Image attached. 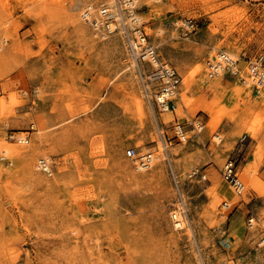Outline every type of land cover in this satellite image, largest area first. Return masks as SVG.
Masks as SVG:
<instances>
[{
    "label": "rangeland",
    "instance_id": "rangeland-1",
    "mask_svg": "<svg viewBox=\"0 0 264 264\" xmlns=\"http://www.w3.org/2000/svg\"><path fill=\"white\" fill-rule=\"evenodd\" d=\"M133 1L134 30L180 78L173 114L128 38L103 39L76 9L117 8L129 27L123 0H0V264H264V90L205 72L218 51L264 57V0ZM129 149L151 167L135 171ZM229 160L241 195L222 179Z\"/></svg>",
    "mask_w": 264,
    "mask_h": 264
},
{
    "label": "built area",
    "instance_id": "built-area-1",
    "mask_svg": "<svg viewBox=\"0 0 264 264\" xmlns=\"http://www.w3.org/2000/svg\"><path fill=\"white\" fill-rule=\"evenodd\" d=\"M130 2L131 0H128L124 3L126 4ZM117 4L120 5V0H117ZM115 14L116 12L113 11V9L105 6H101L99 9L96 11L93 10L92 12L85 8L81 13V19L83 23L88 25L94 32L110 35L120 30L125 37L131 39L127 23L123 21L122 18H119V16L118 18L114 17ZM177 24L178 22L175 23L176 26ZM177 28L182 30V35L184 37H187L188 35L196 32L198 25L192 19H185L180 22V25ZM135 33H137V35H134ZM132 34L134 38L132 43L136 44V46L140 49L139 54H134L133 52L136 60L145 65H147V62H150L149 60H151V62H157L156 66H154L155 68L147 65L149 70L146 73V82L153 85L156 89L151 98L160 112H174L175 105L173 104V95L180 84V78L175 70L168 65V63L165 64L164 61L159 58L154 47L148 44L146 35L141 30L135 29ZM146 51L148 52L146 53ZM145 58H148L149 60ZM214 58L215 60L216 58L218 59L216 63H214L211 59H208L205 63L209 79L218 78L219 72H221L222 75L226 74L244 86H248L247 84L250 83L251 88L255 91L258 89L264 90L263 56L245 59V64L243 66L240 65V60L238 58L233 61L225 51H218ZM148 98H150V96H148ZM171 128L174 138L177 141L183 143L187 140L186 133L180 124L175 123ZM126 157L131 160H136L140 166L146 164L145 167H143L144 170L149 168L148 161L146 159L142 160L134 149L127 150ZM145 157H147V155H145ZM36 170L46 176H51L52 174L51 165L44 159L38 160ZM221 175L222 179L230 186L235 195H241L244 192V184L239 178L238 168L232 160L225 163L222 168ZM189 176L192 178L197 177L200 180H206V175L200 168L193 169ZM252 222L253 218L248 220L249 226H251Z\"/></svg>",
    "mask_w": 264,
    "mask_h": 264
},
{
    "label": "bare ground",
    "instance_id": "bare-ground-1",
    "mask_svg": "<svg viewBox=\"0 0 264 264\" xmlns=\"http://www.w3.org/2000/svg\"><path fill=\"white\" fill-rule=\"evenodd\" d=\"M124 2H127L128 0H123ZM134 2L135 1H131L130 3H126L124 6L128 9V11H129V14H132V12L130 11V9L128 8V7H134ZM85 2H82V3H80L79 5H77L76 6V9L77 10H81V12L83 11L82 9L83 8H86V9H88V10H90L91 12L93 11V10H95L94 8H93V5L91 4V3H89V2H86L85 4H84ZM117 4V0H114V2H113V6H115ZM81 5H83V6H85V7H82ZM113 6H111V7H113ZM112 9V8H111ZM113 11H115L116 12V14L114 15V17H116V18H118V16H119V18H121L120 17V14L117 12V9L115 8ZM80 13V12H79ZM83 14H84V12H83ZM80 16V15H79ZM133 16V17H132ZM131 19H130V25H129V28H130V32H134V26L136 27V26H139L140 25V21H141V19L139 18V17H134V15L132 14L131 16ZM119 20V19H118ZM138 28V27H137ZM130 34V33H129ZM134 35H137V33H135ZM103 39H106L108 36L107 35H105V34H102V36H101ZM133 37H131V39H129L128 38V40H129V47H130V50L132 51V55H131V53H130V55H131V63H132V65L131 66H133V67H138L139 66V62H137L136 61V57H135V55H133V52H134V54H139V48L136 46V44H134V43H132L133 42ZM142 43H143V41H142ZM148 51H146V53H147ZM215 55L216 54H214V55H212V57L213 58H210L212 61H214V63H216L217 61H218V59L216 58V60H215ZM229 55V57L234 61L235 59H237L235 56H233L232 54H228ZM145 59H148V58H145ZM149 60V59H148ZM150 62H147V65L150 67V66H152V68H155L154 66H156V63L157 62H155V61H152L151 62V60H149ZM205 72H206V74H207V70H206V68H205ZM221 75H222V73L221 72H219V77H221ZM144 79H146L145 77H144ZM144 79H143V82H144ZM240 85H242V84H240ZM248 86H246V87H249L250 86V88H251V85H250V83H248L247 84ZM244 86V85H243ZM253 89V88H252ZM257 91H261L260 89H258ZM177 94V92L175 91V93H174V95H173V97H175V95ZM162 98V97H161ZM173 104L175 105V103L173 102ZM175 108H176V105H175ZM168 113V112H167ZM169 113H171V114H173V112H169ZM195 129H197V131H201L202 129H203V125L202 124H200V123H197V126H196V128ZM216 139H219V137H216ZM17 142L19 143V144H21V145H24V144H27L28 143V140L26 139V138H22V137H20V138H17ZM141 157V159L143 160V159H146L147 161H148V167H151L150 165H152V162H153V160H152V158H151V156L150 155H147V157H145V155H143V156H140ZM40 159H44V160H46L47 162H48V164H50L49 163V160L48 159H45V158H40ZM38 162V161H37ZM37 164V163H36ZM145 165L146 164H143V165H141L140 166V164H138L137 163V161L136 160H134V169H135V171H137V172H143V171H145L144 170V168L143 167H145ZM142 167V168H141ZM139 168H141V169H139ZM245 188V187H244ZM245 190V189H244ZM179 212V211H178ZM172 217H173V215H172ZM174 223H173V227H175L174 229H176V230H182L184 227V218H183V216H182V212H180V213H178V214H176L175 216H174ZM254 222H252L251 223V228H253L254 227ZM261 241L264 243V236L261 238Z\"/></svg>",
    "mask_w": 264,
    "mask_h": 264
}]
</instances>
